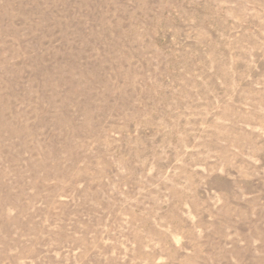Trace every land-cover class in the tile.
<instances>
[{
    "label": "rangeland",
    "instance_id": "rangeland-1",
    "mask_svg": "<svg viewBox=\"0 0 264 264\" xmlns=\"http://www.w3.org/2000/svg\"><path fill=\"white\" fill-rule=\"evenodd\" d=\"M0 264H264V0H0Z\"/></svg>",
    "mask_w": 264,
    "mask_h": 264
}]
</instances>
